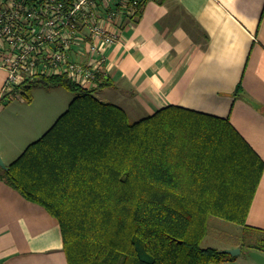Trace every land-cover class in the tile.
I'll list each match as a JSON object with an SVG mask.
<instances>
[{"label":"trees","instance_id":"1","mask_svg":"<svg viewBox=\"0 0 264 264\" xmlns=\"http://www.w3.org/2000/svg\"><path fill=\"white\" fill-rule=\"evenodd\" d=\"M39 85L74 97L7 169L0 167V179L58 220L68 264L235 258L202 246L208 219L247 226L263 162L228 120L170 105L131 121L124 108L98 98L111 85L104 73L91 87L65 74L25 81L0 103L19 92L31 101Z\"/></svg>","mask_w":264,"mask_h":264},{"label":"crops","instance_id":"2","mask_svg":"<svg viewBox=\"0 0 264 264\" xmlns=\"http://www.w3.org/2000/svg\"><path fill=\"white\" fill-rule=\"evenodd\" d=\"M106 55L104 75L111 85L98 98L137 120L170 105L228 120L262 160L247 226L230 228L211 216L202 240L220 251L241 249L234 259L208 264H259L249 251L264 255V0H146ZM6 77L0 68V96ZM6 108L0 103V154L8 165L31 142L11 138L15 122ZM23 112L29 134L39 136L58 117L49 121L48 111ZM0 264H68L58 220L2 179Z\"/></svg>","mask_w":264,"mask_h":264},{"label":"built area","instance_id":"3","mask_svg":"<svg viewBox=\"0 0 264 264\" xmlns=\"http://www.w3.org/2000/svg\"><path fill=\"white\" fill-rule=\"evenodd\" d=\"M144 0H0L2 94L36 78L65 74L91 87L107 49Z\"/></svg>","mask_w":264,"mask_h":264},{"label":"rangeland","instance_id":"4","mask_svg":"<svg viewBox=\"0 0 264 264\" xmlns=\"http://www.w3.org/2000/svg\"><path fill=\"white\" fill-rule=\"evenodd\" d=\"M32 99L29 102L25 96L21 92L8 97L6 100L2 102V104L7 105L5 115H9L12 117L13 122H15V126L13 127V131L11 132V138L14 136L15 138H23V143L33 142L37 137H40L38 132L37 134H29V130L26 127V124L23 122V117H25V112H31L33 116L38 114L39 112H49L51 115L50 120L52 121V117H57L56 115L62 114L68 107L69 103L74 97V94L61 86H36L31 90ZM137 116L133 114H129V119L131 121H136ZM142 117V116H140ZM51 123V122H49ZM49 125V124H48ZM51 125V124H50ZM25 134H27L25 136ZM3 158V157H2ZM211 217L210 220H213ZM217 220V219H216ZM221 224H225V226H230V228H237V225L224 221L222 219H218ZM216 234H223V236H231L229 231L223 229H214Z\"/></svg>","mask_w":264,"mask_h":264},{"label":"water","instance_id":"5","mask_svg":"<svg viewBox=\"0 0 264 264\" xmlns=\"http://www.w3.org/2000/svg\"><path fill=\"white\" fill-rule=\"evenodd\" d=\"M0 167L3 169H7L8 166L4 162L1 154H0ZM241 249L239 247L231 248V249H225L223 252L230 254L231 256H236L240 253ZM249 255L259 264H264V255L261 254L260 252L250 250Z\"/></svg>","mask_w":264,"mask_h":264}]
</instances>
